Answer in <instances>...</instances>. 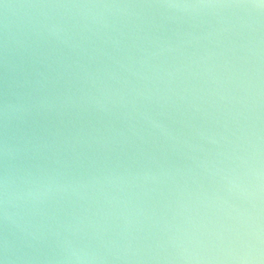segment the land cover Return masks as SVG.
Masks as SVG:
<instances>
[{
	"label": "water",
	"instance_id": "water-1",
	"mask_svg": "<svg viewBox=\"0 0 264 264\" xmlns=\"http://www.w3.org/2000/svg\"><path fill=\"white\" fill-rule=\"evenodd\" d=\"M0 264H264V0H0Z\"/></svg>",
	"mask_w": 264,
	"mask_h": 264
}]
</instances>
